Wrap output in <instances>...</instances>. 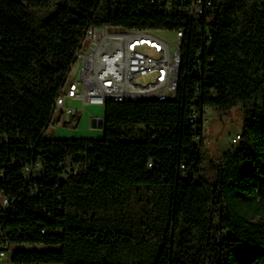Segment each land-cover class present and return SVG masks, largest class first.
<instances>
[{
    "label": "trees",
    "instance_id": "obj_1",
    "mask_svg": "<svg viewBox=\"0 0 264 264\" xmlns=\"http://www.w3.org/2000/svg\"><path fill=\"white\" fill-rule=\"evenodd\" d=\"M90 26L181 31L177 87L55 138ZM204 109L242 113L216 157ZM0 230L12 264H264V0H0Z\"/></svg>",
    "mask_w": 264,
    "mask_h": 264
},
{
    "label": "built area",
    "instance_id": "obj_2",
    "mask_svg": "<svg viewBox=\"0 0 264 264\" xmlns=\"http://www.w3.org/2000/svg\"><path fill=\"white\" fill-rule=\"evenodd\" d=\"M152 30L164 29L88 27L78 42L67 78L54 99L50 124L61 118L68 123L77 117L78 109L68 106L67 100H78L81 105H104L107 101L172 97L180 71L182 34L173 31L174 38L168 41ZM72 69L74 75L70 77ZM207 110L199 113L203 124ZM238 142L236 133L230 139V148ZM32 169L26 166L24 173L28 175ZM1 236L0 230V239ZM0 244L6 247L1 241Z\"/></svg>",
    "mask_w": 264,
    "mask_h": 264
},
{
    "label": "rangeland",
    "instance_id": "obj_3",
    "mask_svg": "<svg viewBox=\"0 0 264 264\" xmlns=\"http://www.w3.org/2000/svg\"><path fill=\"white\" fill-rule=\"evenodd\" d=\"M157 36L171 41L174 32L169 30H152ZM71 105L78 109L77 117L65 123L64 118L53 121L47 128V132L55 138H94L102 137V128L92 127L91 116L101 117L104 105H80L72 102ZM207 120L203 124L204 150L209 157H216L220 152L230 149V139L239 132L242 125V113L239 109L229 111L227 115H219L209 109L204 112ZM25 245L9 244L5 248L0 244V264H12L10 261L13 250L23 248Z\"/></svg>",
    "mask_w": 264,
    "mask_h": 264
},
{
    "label": "crops",
    "instance_id": "obj_4",
    "mask_svg": "<svg viewBox=\"0 0 264 264\" xmlns=\"http://www.w3.org/2000/svg\"><path fill=\"white\" fill-rule=\"evenodd\" d=\"M72 102H74V103H79V104L81 105V102L78 101V100H67L66 104H67L68 106L73 107V105H71ZM101 117H102V116H101ZM92 118H98V117H97V116H91V117H90V123H91V121H92ZM91 126H92V127H96V128H102V127H99V125H98V121H97V120L94 121V125H92V123H91Z\"/></svg>",
    "mask_w": 264,
    "mask_h": 264
},
{
    "label": "water",
    "instance_id": "obj_5",
    "mask_svg": "<svg viewBox=\"0 0 264 264\" xmlns=\"http://www.w3.org/2000/svg\"><path fill=\"white\" fill-rule=\"evenodd\" d=\"M78 65V62L75 64V66ZM74 75V69H72L71 73H70V77H73ZM97 120L98 121V125L99 127H102V122H103V118L102 117H98V118H92V125H94V121Z\"/></svg>",
    "mask_w": 264,
    "mask_h": 264
}]
</instances>
